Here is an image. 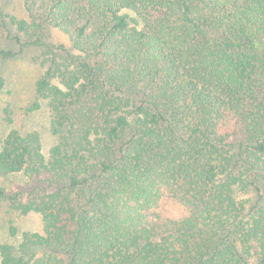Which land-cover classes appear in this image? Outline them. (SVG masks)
Segmentation results:
<instances>
[{
  "label": "trees",
  "instance_id": "1",
  "mask_svg": "<svg viewBox=\"0 0 264 264\" xmlns=\"http://www.w3.org/2000/svg\"><path fill=\"white\" fill-rule=\"evenodd\" d=\"M22 3L0 59L42 50L28 110L56 138H0V176L26 178L0 204L43 223L0 264H264V0Z\"/></svg>",
  "mask_w": 264,
  "mask_h": 264
},
{
  "label": "rangeland",
  "instance_id": "2",
  "mask_svg": "<svg viewBox=\"0 0 264 264\" xmlns=\"http://www.w3.org/2000/svg\"><path fill=\"white\" fill-rule=\"evenodd\" d=\"M0 11L4 14H15L19 17L25 16L22 0H0ZM50 41L62 43L71 48L67 36L56 28L50 29ZM0 47L12 48L14 44L9 40L2 29L0 21ZM42 50L36 47H29L14 58L0 59V77L4 85L0 91V138L3 137L11 127L19 129L22 133L32 130L39 132L41 137L42 150L48 154L50 147L55 143V136L49 129V113L46 101H41V107L30 111L28 107L35 100V81L43 72ZM8 106L12 111L13 123L7 125L3 118V108ZM26 178L21 174H9L0 176V186L7 188L21 187L25 184ZM257 185L264 192V180L259 179ZM237 197L243 194L237 191ZM11 226L20 231L41 232L43 223L38 213L30 212L21 214L5 203L0 204V243L9 242L15 244L17 238L9 235Z\"/></svg>",
  "mask_w": 264,
  "mask_h": 264
}]
</instances>
